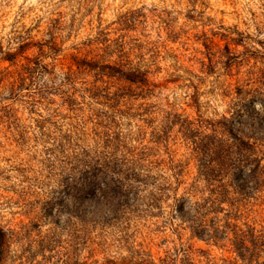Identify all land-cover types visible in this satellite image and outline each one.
<instances>
[{"label": "clouds", "instance_id": "9594fccd", "mask_svg": "<svg viewBox=\"0 0 264 264\" xmlns=\"http://www.w3.org/2000/svg\"><path fill=\"white\" fill-rule=\"evenodd\" d=\"M27 6L26 18L18 13L0 37V264H28L25 246L35 249L57 224L112 222L146 204L177 234L223 235L219 244L241 254L225 264H257L254 251L264 261V0ZM16 7L24 12L22 0H0L5 14ZM156 26L180 31L188 44L206 42L207 58L174 62L179 70L168 74L179 77L183 94L168 109L166 136L137 146L122 134L120 97L151 88L153 61L136 45ZM167 228L158 264H180L172 247L180 241ZM138 248L130 239L115 264L155 259Z\"/></svg>", "mask_w": 264, "mask_h": 264}, {"label": "rangeland", "instance_id": "374dc122", "mask_svg": "<svg viewBox=\"0 0 264 264\" xmlns=\"http://www.w3.org/2000/svg\"><path fill=\"white\" fill-rule=\"evenodd\" d=\"M22 2L24 12H21L19 7L9 10L7 14L0 11V37L6 30H11V25L16 23L18 13L22 18H26L25 13L29 11L28 0H22ZM219 16L225 18L223 8L219 10ZM186 18L191 20V14L186 13ZM183 19L181 18V22ZM157 27L159 26L138 37L136 45L137 53L141 58L153 61L154 67L150 69L151 79L149 81L151 88L131 90L120 97L123 102V107L119 109V114L123 117L122 134L129 144L135 143L137 146L145 141L161 143V138L166 136V121L174 115L168 109L183 94L179 77L168 74L170 70H179V66H176L174 62L182 60L183 65H196L199 63L200 55L207 58L208 45L206 42L194 39L192 44H188L180 31H177L175 35H170L164 31L167 25L159 31L156 30ZM204 27L206 26H202V31ZM182 31L186 32L187 29ZM161 36L164 39H159ZM193 45H198L201 50L196 53L195 57L189 50ZM138 123L151 131L147 132L145 127H137ZM143 153L144 149H141L140 154ZM148 155H152L151 150L147 155H142V158L146 159ZM160 215V213H153L146 204L143 210H133V214L112 222L101 224L88 221L83 224L78 221L75 224L66 222L63 226L57 224L58 233L49 236L45 232V238L36 242L35 249L28 244L20 255L23 256V252H28V264H32L33 261L35 264H108L109 261L114 262L115 254L121 250L122 245H127L130 239L136 238L137 243L144 250L145 258L155 257L147 263L153 261L158 264L163 257L157 256V253L167 251L160 247L163 243L160 240V234L167 228L163 220L156 223ZM23 220L28 221L27 215L23 216ZM28 223L31 224L32 229H35L38 222L28 221ZM167 231L176 241H180L179 248L172 245L177 255L180 256V264H225L226 261L234 258L233 253L235 252L232 249L229 250L228 246L217 245L197 236L193 237L187 232L180 235L177 234L176 229L172 228H167ZM141 248L137 249V255L141 254ZM105 251H111L113 255L106 257ZM181 253L183 255H180ZM145 262L146 259L137 263Z\"/></svg>", "mask_w": 264, "mask_h": 264}, {"label": "trees", "instance_id": "16d2710c", "mask_svg": "<svg viewBox=\"0 0 264 264\" xmlns=\"http://www.w3.org/2000/svg\"><path fill=\"white\" fill-rule=\"evenodd\" d=\"M221 203L223 204V200L221 201ZM148 207H150L148 205ZM221 211H222V208H221ZM83 224L86 223L85 221H81ZM204 233V230L203 229H200L196 232L195 236L199 237V238H202L206 241H212L214 244H219V241L224 239L223 235H219V236H216L215 238L209 236V237H205V235L203 234ZM236 254L237 256L241 255L240 252L237 250L236 246L235 245H232V248H231ZM261 251H264V249H262ZM249 260H256L257 261V264H264V261L260 260V252H256L254 251L253 253H251L249 255ZM137 264H146L145 263H137ZM147 264H155L153 261L152 262H148Z\"/></svg>", "mask_w": 264, "mask_h": 264}]
</instances>
